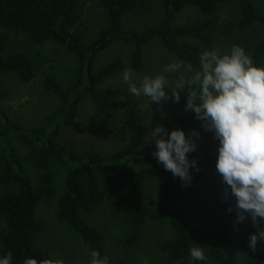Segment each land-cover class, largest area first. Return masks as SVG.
<instances>
[{"label":"trees","instance_id":"16d2710c","mask_svg":"<svg viewBox=\"0 0 264 264\" xmlns=\"http://www.w3.org/2000/svg\"><path fill=\"white\" fill-rule=\"evenodd\" d=\"M107 16L108 25L91 42L84 40L76 30L80 20V0H0V82L3 76L15 75L21 82H31L36 76L33 59L25 52L9 53L12 34H25L35 46L50 41L65 47L77 58V67L68 87L60 84L56 76L44 80V90L58 98L55 111L35 129L23 128L0 110V159L2 184H13L16 191L0 198V257L11 252L13 264H23L26 258H34L37 264H53L51 249L41 244L46 224L38 218V207L58 194L53 176L56 166L67 171L66 185L57 206V218L69 225L90 251L107 257L106 235L91 226L86 215L96 212L108 192L119 193L111 204V211L123 218L129 232L121 239L124 250L136 248L142 241L147 221L144 199L150 183L156 185L159 204L151 212L150 219L166 223L172 236L159 242L158 250L169 261L181 264H264V248L255 252L247 247L248 236L255 231L250 220L233 230L236 213L226 212L232 200L222 202L220 178L216 174L214 209L217 218L207 228L194 227L180 205L190 193L189 186L165 171L155 158H143L139 149L148 129L141 121L140 113L132 108L126 118L123 131L127 136L125 148L110 155L95 152H79L59 139L64 130H77V108L89 100L102 115L117 112L120 102L127 96L121 88H104L107 81L125 66L119 59L97 68L100 54L116 43L132 46L131 67L135 71L145 68V49L155 40L170 53L174 60L191 62L198 67V56L213 46V20L223 0H96ZM162 8V18L157 25L147 29H130L125 19L148 8L151 2ZM239 14L238 29L251 31L261 28L263 37L255 44L251 58L258 66H264V12L254 0H236ZM188 8L198 9L205 18L184 25H176L179 15ZM175 78V74L173 76ZM5 94L0 91V100ZM200 126L191 112L176 114L171 130L189 131ZM19 141L27 149V160L37 172L36 184L27 174L26 167L12 140ZM217 142L206 133L195 158L201 170L215 173ZM195 244L203 248L204 262H193L190 249ZM245 259L244 262L236 260ZM117 264H130L119 260Z\"/></svg>","mask_w":264,"mask_h":264},{"label":"rangeland","instance_id":"374dc122","mask_svg":"<svg viewBox=\"0 0 264 264\" xmlns=\"http://www.w3.org/2000/svg\"><path fill=\"white\" fill-rule=\"evenodd\" d=\"M80 20L76 30L83 34L85 42L93 41L99 32L108 25L107 16L96 0H80ZM257 8L264 12V0H254ZM162 8L156 2H151L147 9L129 15L125 19V25L130 29H147L158 24L162 18ZM239 8L236 0H223L215 15L209 18L213 20V48L228 51L232 45L243 47L251 56L253 47L263 37L261 28L251 31H241L237 26ZM204 16L198 9H185L178 17L176 25H184L199 21ZM210 49V50H211ZM22 51L34 60L36 76L31 82H21L15 75L3 76L0 82V91L5 98L0 100V110L4 111L11 121L26 129L41 127L55 111L58 98L44 90V80L49 75H54L64 87H68L72 81L77 67V58L65 47L53 41L43 45H32L25 34H12L8 52ZM133 48L130 45L116 43L99 55L97 68H102L113 60L119 59L125 68L105 83L104 88H121L127 92V96L120 102L117 112L110 115L99 114L89 100H84L76 110L75 118L81 127L77 130H64L59 139L71 149L79 152H95L102 155H110L125 148L127 136L123 131L127 114L132 108H136L141 121L148 129L143 138L139 155L143 158L153 157L155 151L151 142V127L157 124L171 129L173 117L184 112L186 103L185 94H181L180 103L171 101L160 106L151 104L147 97H135L128 91V85L122 79V73L132 70L133 82L140 85L145 76L164 74L168 79L174 80V74L164 73L163 69L174 58L167 52L158 40L149 44L145 49V68L138 72L130 64ZM199 131L202 140L205 132L200 126L194 128ZM148 144V145H147ZM12 145L18 152L30 179L36 184L37 172L27 160V149L17 140H12ZM154 158V157H153ZM2 163L0 159V176ZM58 194L49 202H44L38 207V218L46 224L45 234L41 238V244L51 249L53 264H90V248L82 242L73 229L58 220L57 206L62 196L67 178V171L56 166L53 171ZM193 179L188 185L190 193L180 205L185 211L190 223L196 228H207L214 224L217 213L214 209L216 175L212 171L201 170L192 172ZM16 191L13 184L0 182V198ZM119 193L108 192L106 200L100 204L96 212L86 215V221L93 227L102 230L106 235V247L109 264H117L119 260H127L130 264H181L169 261L168 257L158 250V244L162 240L172 236L169 225L155 222L150 219L151 212L159 204V194L156 185L150 183L144 199V209L147 221L143 231L141 243L132 250H124L121 247V239L129 232L122 217L115 215L111 209V202L119 197ZM234 201H232L233 203ZM2 224L0 223V230ZM264 244H259L258 249H263ZM236 260L244 262L242 258ZM210 264V263H209Z\"/></svg>","mask_w":264,"mask_h":264},{"label":"clouds","instance_id":"9594fccd","mask_svg":"<svg viewBox=\"0 0 264 264\" xmlns=\"http://www.w3.org/2000/svg\"><path fill=\"white\" fill-rule=\"evenodd\" d=\"M163 71L175 74L174 80L157 74L145 76L137 86L131 69L122 73V79L133 96L147 97L152 105L178 104L185 94L183 111L193 113L217 142L215 174L223 185L222 202L234 201L226 209L228 214L236 213L233 230L239 232L238 225L250 220L255 231L248 236L247 247L255 252L258 244H264V66L256 65L243 47L234 44L226 52L219 48L201 52L198 67L175 60ZM201 140L195 129L186 134L157 124L151 127L148 144L155 146L156 163L187 187L192 172L201 171L197 160L189 158ZM194 245L190 260L206 261L203 248ZM0 264H13L12 253L0 257ZM23 264L37 261L29 257ZM90 264H109V260L92 250Z\"/></svg>","mask_w":264,"mask_h":264}]
</instances>
